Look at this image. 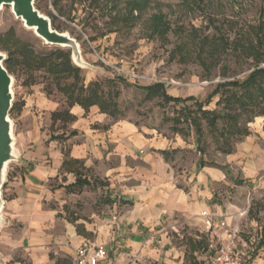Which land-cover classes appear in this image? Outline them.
Listing matches in <instances>:
<instances>
[{
    "label": "rangeland",
    "instance_id": "374dc122",
    "mask_svg": "<svg viewBox=\"0 0 264 264\" xmlns=\"http://www.w3.org/2000/svg\"><path fill=\"white\" fill-rule=\"evenodd\" d=\"M131 2L61 0L54 8L53 0L35 1V8L51 20L53 28L67 33L78 44L83 61L91 67L80 69V80L67 74L51 75L45 69L24 68L16 54L19 48L26 46L35 55L61 48L46 45L33 30L26 29L22 21L15 18L9 6L2 7L0 53L7 58L12 52L14 62L12 73H8L13 78L14 105L9 118L19 131V109L22 111L32 96L43 97L57 105L50 115L53 123L50 130L53 131L54 121L71 122L70 111L78 106L68 101L67 89L77 95L82 85L86 88L96 82L107 99L119 92L118 98H114L118 104L117 119L130 121L153 135L191 144L205 162L223 167L225 156L232 153L235 145L244 138L239 136L240 131L253 130L257 125L264 131V116L250 120V113L225 101V98L239 96L241 91L222 89L203 108L220 115L211 123V116L200 115L194 102L186 103L192 111L188 116L180 111L182 105L166 104L157 97L149 99L141 88L162 83L168 95L193 97L197 103H202L217 84L241 83L256 66L264 68V0H145L140 14L130 11ZM159 15L170 29L161 35L152 30L154 18ZM62 50L64 53L70 51L68 48ZM51 61L59 65L63 60L54 55ZM259 109L264 110V104L261 103L256 112ZM54 114L60 117L52 118ZM228 114L236 117L235 124L229 121ZM191 121L200 123V139ZM187 158L189 160V156ZM183 159H186L185 154ZM224 168L228 179L225 184L213 186V203L221 205L229 201L237 204L248 213L250 220L256 222L247 221V216L244 220L233 221L239 228L237 250L241 264H264L256 261L259 236H264V196L254 194L252 188L255 184H239L241 175L237 166L225 165ZM4 190L1 196L7 198ZM77 190L73 188L71 191ZM100 191L95 198L96 204L90 200L91 196L68 198V190L62 191L57 200L50 201L49 207L69 219H86L93 210L102 217H109L108 210L103 208L110 206L111 200L105 190ZM98 206L101 208L96 209ZM205 233L185 228L180 231L183 238L174 233L171 236L176 244L188 251L189 241L206 244ZM203 248L197 247L196 251V258L201 263L205 258ZM261 258L264 259V255ZM17 261L28 264L20 252H15L10 261L0 259V264H15ZM187 263L186 259L184 264Z\"/></svg>",
    "mask_w": 264,
    "mask_h": 264
},
{
    "label": "crops",
    "instance_id": "0c3cea01",
    "mask_svg": "<svg viewBox=\"0 0 264 264\" xmlns=\"http://www.w3.org/2000/svg\"><path fill=\"white\" fill-rule=\"evenodd\" d=\"M30 99L19 109V131L12 121L17 160L8 164L1 189L8 196H1L0 259L10 261L20 252L28 264H72L74 251L91 243L116 252L119 264H184L186 259L187 264H205V258L203 263L197 260L196 251L204 247L206 256L212 245L208 233L204 246L189 241L188 251L171 235L183 238L180 231L185 228L203 233L202 212L232 224L247 216L256 224L237 204L213 203V186L225 184L228 176L221 168L201 167V156L191 144L112 119L96 106L88 111L72 107L73 120L64 124L56 119L51 131L50 115L57 105L43 97ZM248 132L221 166H237L239 184H255L252 191L261 197L264 131L257 125ZM65 161L76 164L63 167ZM67 190L68 198L91 196L93 204L105 190L111 203L103 209L110 216L94 210L86 219L60 216L49 203ZM259 238L256 261L264 262V236Z\"/></svg>",
    "mask_w": 264,
    "mask_h": 264
},
{
    "label": "trees",
    "instance_id": "16d2710c",
    "mask_svg": "<svg viewBox=\"0 0 264 264\" xmlns=\"http://www.w3.org/2000/svg\"><path fill=\"white\" fill-rule=\"evenodd\" d=\"M60 1L61 0H53V7L57 8L58 3ZM144 5H145V0H132V2L130 3L131 6L130 11L132 13L137 12L140 14ZM53 29L56 30L55 28ZM152 30L153 33H157L161 35L163 33H167L170 29L168 25L164 23L162 16L159 15V16H155L154 18L152 24ZM1 44L2 43L0 42V45ZM16 54L20 58V64L26 69H37V70L45 69L51 75L67 74V75H71L74 78V80H80V69L72 64V61L70 59V51L68 53H64L62 49H56L55 51H52L48 54L35 55L29 49H27L26 46H23L19 48V50H17ZM54 55H58L63 60L62 63H60L59 65L52 63L51 59ZM12 58H13V53L9 52L7 58L3 62V66L9 74L12 73L14 66V62L12 63ZM120 80L121 82L127 84L125 80L123 79ZM225 88H231L234 90L241 91L242 94H240L239 96L234 95L232 97L225 98V101H227L229 104L236 105L240 110L244 112L250 113V115H252L250 120H252L255 117L264 116V110L259 109V111L256 112L257 108L260 107V104L261 103L264 104V68H260L258 66H256L255 69L248 75V77L241 83L229 81V82L217 84L214 90L207 95V97L202 103H197V101H195L193 97L179 98V97L170 96L167 94L165 90V86L162 83H155L150 86L142 87L141 89L147 93V97L149 99L152 97H157L160 98L161 101L166 104L173 103L177 105L178 104L182 105L180 111L186 113L188 116L192 115V111L186 105V103L192 101L197 107V111L200 112V115L202 116L204 115L205 117H207V115H210L211 117L209 121L211 123H214L217 120V118H219L220 115H217L216 111H204L203 108L205 106H208L212 102V100L217 95H219L220 91ZM99 89H100L99 85L96 82L91 83L86 88H84L82 85V87L78 90L77 95H75L72 92V89H67L66 91L67 99L71 105L77 104L84 111H88L89 108L96 106L99 109L100 113L106 114L112 119H117L118 104L114 98H118L119 92H115L113 98L107 99L105 98V95L99 91ZM216 105H218V102H216ZM13 109H14V105L12 106L11 110ZM65 115L69 116L67 114ZM58 116L60 117V115L54 114L52 115V118H57ZM227 116L231 123L233 124L236 123L235 116H233L232 114H228ZM69 118L70 120H73L72 117L69 116ZM191 125L193 126L195 134L198 136V139H200V137L202 136L200 123H198L197 121H191ZM231 134L233 133L231 132ZM238 134L240 137H245L249 135V132L247 129H243ZM228 152L229 151H227V153ZM71 164H76V162L65 161L63 162V167H66ZM199 165L201 167L205 165L215 166L221 168L222 170H225L224 167H219L213 163L211 164L206 163L202 159V157H200L199 159ZM78 182L79 181L76 180L75 184H78Z\"/></svg>",
    "mask_w": 264,
    "mask_h": 264
},
{
    "label": "water",
    "instance_id": "95a60500",
    "mask_svg": "<svg viewBox=\"0 0 264 264\" xmlns=\"http://www.w3.org/2000/svg\"><path fill=\"white\" fill-rule=\"evenodd\" d=\"M36 0H0V9L9 6L16 19L22 21L26 29H34V34L46 45L61 49H70L72 64L79 69H91L80 54L76 41L67 33H61L52 28L51 20L42 15L34 6ZM6 57L0 53V212L3 207L1 189L6 180V170L9 163L17 160L14 149L13 122L9 118L12 108L13 78L3 66ZM2 219L0 216V225Z\"/></svg>",
    "mask_w": 264,
    "mask_h": 264
},
{
    "label": "built area",
    "instance_id": "2783aa9c",
    "mask_svg": "<svg viewBox=\"0 0 264 264\" xmlns=\"http://www.w3.org/2000/svg\"><path fill=\"white\" fill-rule=\"evenodd\" d=\"M244 214L242 212L239 216ZM199 217L212 240L205 264H241L237 250L238 225L206 212H202ZM72 264H119V260L118 254L105 245L85 243L74 251Z\"/></svg>",
    "mask_w": 264,
    "mask_h": 264
},
{
    "label": "bare ground",
    "instance_id": "6f19581e",
    "mask_svg": "<svg viewBox=\"0 0 264 264\" xmlns=\"http://www.w3.org/2000/svg\"><path fill=\"white\" fill-rule=\"evenodd\" d=\"M30 30H33V32H34V29H30Z\"/></svg>",
    "mask_w": 264,
    "mask_h": 264
}]
</instances>
